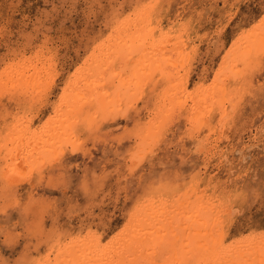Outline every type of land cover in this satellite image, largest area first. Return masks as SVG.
<instances>
[{"label": "rangeland", "instance_id": "1", "mask_svg": "<svg viewBox=\"0 0 264 264\" xmlns=\"http://www.w3.org/2000/svg\"><path fill=\"white\" fill-rule=\"evenodd\" d=\"M88 4L95 6L90 16L84 8V5ZM70 5L72 7H69ZM135 5L149 7L137 10ZM114 6H119L117 11L122 13L115 19L111 15ZM129 12L134 14L129 16ZM261 12H264V9L259 7L258 0H0V22L8 21L16 34L15 46L25 50V56L20 58L7 77L10 84L22 90L20 108L25 111L23 113L21 111V118L15 122V127L6 124L0 118V143L3 142L2 145L0 144V206L14 205L20 201L21 195L17 193H22L23 197L26 196L25 203L31 200L30 210L25 212L23 217V226L18 228L19 239L12 258H20L22 261L35 262V264L42 259L51 261L52 264H55L57 260L61 263L67 256V247L70 251L72 242L85 239L87 227L88 230L94 228L99 236L105 231L104 238H113L121 232V229H125L129 222L132 210L130 193L142 190L145 177L150 178L153 189L151 195H156L155 200L164 201L169 206L170 210L168 206L164 207V209L167 208L168 217L173 218L179 213L183 215L184 224L187 220L184 214L187 216L192 212L195 215L197 210H202L206 217L205 207H210L211 204L214 205L212 209L215 211L211 217L207 216L208 223L217 215V212L221 215L217 216L220 221L227 216L222 230L224 234L226 232L223 238L224 247L233 246V242L237 244L236 242L240 240L245 242L242 237H247L250 232L261 231L262 223H264V201L260 199L261 191L264 189V146L261 144L262 128H264V95L259 91L261 83L258 79L259 73L255 82L247 83L238 78L237 74V70L242 67L239 62L241 54L248 48L259 47L258 40L264 39L259 29L245 33L241 37V33L245 32L242 25L247 21L258 23ZM135 14L138 19L142 16L143 19L151 16L150 21L146 19L141 23L143 26H139L141 35L133 37V26L129 36L125 35L124 31L129 29L130 23L124 19L128 17V20L133 21ZM152 16L158 20L155 17L153 19ZM121 23L127 25L124 30L120 27ZM156 24L159 26L157 27ZM248 27L251 28V24H248ZM113 30L119 33L118 35L114 33L116 35L113 37L116 51L124 49L125 46L132 47L131 51L125 52L126 56L130 55L127 63L123 59L114 62L120 67V64L123 65V79L128 77L124 81L125 86L118 80L115 86L110 82L104 83L100 79L103 72L98 75L90 68L92 64L100 63L99 60L105 57L109 49H112L113 45L111 46L106 39ZM255 34L258 36L256 37ZM141 37H146V43ZM237 37L241 38L237 40ZM233 40H237V47L227 56L222 55V52L233 48ZM183 46L187 47V53L190 52L191 55L186 52L178 53V48ZM49 50H51L50 56ZM143 52L147 54L144 56L145 60L141 62L142 58L139 57L144 55ZM86 72L92 76L85 75ZM131 79L140 85L130 81ZM173 79L175 82L178 81L177 84ZM65 84L68 85L69 91L65 90ZM86 89L90 92L88 96L84 95ZM106 91L112 103H109L108 107L97 105L95 106L97 108H91L92 103L89 102L94 99V96ZM62 92L65 93V103L72 105V102L79 101L81 100L79 98L83 97L84 100L86 99L85 107L91 108L92 126L85 128L77 124L76 127L79 130L75 135L78 139L71 131H67V126L63 128L64 125L58 123L67 116V103L63 112L52 110L54 98L58 99ZM214 115L219 118H215ZM68 116L72 121L73 117ZM85 116L88 117L89 113H85ZM30 119L33 120L32 126ZM28 123L31 127L28 135L29 142L34 141L36 134L42 135L40 133L48 124L51 127L54 126L53 129L56 126L61 129L55 128L57 132L59 131L58 135L60 131V135L62 134V129L66 130L62 135L67 133L65 135L67 140L63 142L64 147L59 148L64 153L50 161V158L54 156L53 153L59 150L56 149V152H53L49 147L44 148L46 140L43 142V139L47 138L44 135L43 138L38 136L41 144L34 142L28 149L27 144L22 142L24 151L29 153L31 151L30 163H23V153L18 154L13 160L14 158L10 156L13 153L9 150L16 144L13 135L18 130L23 131ZM148 131L150 135L146 134ZM70 135H72L71 139H69ZM73 141L76 145L75 151L72 150ZM77 146L80 149H77ZM37 148H39L38 151ZM13 166L15 173L12 171ZM17 169H24L22 170L24 172L25 169L31 171L27 178L18 179L13 175L17 173ZM196 175L198 178L195 177ZM206 175H209V178ZM6 179H10L11 183ZM205 179H208L207 184ZM17 181L18 183H15ZM6 182L9 183V188ZM214 184H216L215 187H212ZM36 197L38 199L33 201ZM249 198L251 202H248ZM157 207L160 208V206ZM233 208L238 211L234 216H229ZM146 210L147 214L148 209ZM36 211L39 213L37 216ZM51 212L57 213L58 223L61 224L60 232L63 235L58 236V240H62L63 242H60L66 245L64 252H61L57 243H55L56 247L47 243V230L52 227L49 215ZM16 216L20 217V213L17 212ZM171 222L168 227L174 225ZM102 223L107 224L104 230L101 227ZM156 230L158 241L161 237L158 234L162 233H159L158 228ZM228 230L229 233H227ZM191 237L193 241L194 237ZM37 238L40 239L38 243ZM120 240L123 238L120 237ZM159 240L164 242L161 238ZM191 240L186 247L188 248L186 250L190 251L174 254V258L185 257L191 260L211 261L206 260V255L204 257L203 254L207 249L212 250L216 240L212 237L206 239L207 241L195 239L191 243ZM153 243H156V240H153ZM177 243L174 247L180 249L178 246L182 242L178 240ZM247 244L249 243L243 245ZM201 245L203 247L200 248Z\"/></svg>", "mask_w": 264, "mask_h": 264}, {"label": "snow or ice", "instance_id": "2", "mask_svg": "<svg viewBox=\"0 0 264 264\" xmlns=\"http://www.w3.org/2000/svg\"><path fill=\"white\" fill-rule=\"evenodd\" d=\"M259 7L264 9V0H258ZM69 7H72L71 5ZM79 7V6H76ZM94 5L88 4L84 5L85 12L90 16ZM142 7H149L147 5H135L137 10ZM119 6H114V10L111 15L115 18L122 13H119L117 9ZM134 13L129 12V16ZM251 24V28L248 27ZM245 32L241 33V37L245 33H250L254 30L259 29L262 37H264V12L259 15L258 23L253 21H247L242 25ZM11 32V35H10ZM15 32L12 31L10 24L7 20L0 22V118L6 124L15 125V122L21 118V108H20V94L21 89L10 84L7 77L10 75L13 67L19 62L21 57L25 56V50L20 49L15 46ZM241 37H237L239 40ZM237 40H233V48L227 49V52H222V55L227 56L232 53L236 47ZM39 52L37 51V55ZM51 55V50H49V56ZM240 67L238 71V78L243 79L246 83L248 81L255 82L257 79V73H259L258 79L261 81L259 84V91L264 95V39L261 40L258 48H249L241 54ZM103 76L101 80L104 83H109L115 85L117 79H123V65L121 64L120 70L116 67L102 68ZM65 90H67L68 85L65 84ZM85 96L90 95V92L86 89ZM86 101L83 97L78 104L73 105L70 111H73L75 115L73 116V124L71 128V133L75 135L78 132L77 124L90 128L92 126V121L90 119V107H85ZM65 93H60L58 99L54 98L52 105V110L56 112H63L65 110ZM85 113H89L86 117ZM73 143V151H75V144ZM261 144L264 146V128H262L261 134ZM30 169H26L24 173V178L30 174ZM19 175V173H16ZM152 193V185L150 178L145 177L142 190L139 192L130 193V201L132 202V211L129 215V224L125 226V229H121L120 233H117L112 239L105 238V241H101L99 238H93L91 248L95 253V259L92 260H74L71 264H264V223H262L261 231L250 232L247 237H242L251 243L247 247L237 248L235 247V242L233 246H225L220 248L228 258L219 259L217 261H204V260H191L185 258L175 259L174 254H182V250L175 249L171 242H160L148 244V251L145 254V244L141 239H138V230L143 229L139 233L140 237L146 236L149 230L152 231L153 240H157L156 233L153 226L149 223L150 217L146 216L145 210L147 208L148 202H151L153 206L166 207L164 201H160L157 204ZM21 195V200L14 205L0 206V264H35V262H25L20 258L13 259L14 249L18 244L19 233L18 228L23 226V216L24 213L30 210L31 200L29 199L27 203L24 202L25 198ZM261 201H264V189L261 191L260 195ZM251 199L249 198V201ZM238 209H231L229 216H234ZM20 213V217L16 216V213ZM50 223L52 227L47 232V243L55 246V243H59L61 252L66 247L65 244L58 240V236L63 235L60 232V225L57 220V213L51 212ZM227 216L224 220L219 221L216 225L217 232H222L225 227ZM139 221V223H136ZM135 223V227L133 224ZM162 235L167 236L168 233L164 232ZM117 237L127 238L129 243L126 244L124 248H118ZM55 242V243H54ZM70 246V245H68ZM127 257V258H124ZM38 264H52L50 261L42 259ZM55 264H60L59 260Z\"/></svg>", "mask_w": 264, "mask_h": 264}, {"label": "bare ground", "instance_id": "3", "mask_svg": "<svg viewBox=\"0 0 264 264\" xmlns=\"http://www.w3.org/2000/svg\"><path fill=\"white\" fill-rule=\"evenodd\" d=\"M157 3V2H156ZM156 5V4H155ZM155 7V6H154ZM160 8V7H159ZM149 9V8H148ZM160 10V9H159ZM162 10V9H161ZM160 10V11H161ZM150 11V10H149ZM156 11H158V10H156ZM143 12V11H142ZM157 13V12H156ZM140 14V13H139ZM141 15V14H140ZM139 15V16H140ZM145 15H146V13H145ZM147 16V15H146ZM149 17H151V16H148L147 18H144L143 19V16L140 18L139 17V19H138V16H136V14H135V18H134V20L133 21H130V20H128V17L127 18H125L124 20L128 23H130V25H128V27H129V29L127 28V30H126V32L124 31V34L125 35H128L129 34V31L131 30V27L133 26V29H134V32L132 33V35H133V37H136V36H139V35H141L142 33H141V31L139 30V29H141V27H139L140 25H142L143 26V24H141V23H143V21H145L146 19H148V21H150L149 20ZM153 17V19H154V17L155 16H152ZM116 18V17H115ZM114 18V19H115ZM156 18V17H155ZM157 19V18H156ZM119 20V19H118ZM158 20V19H157ZM120 21V20H119ZM151 21H152V18H151ZM160 22V21H159ZM158 22V23H159ZM151 23V22H150ZM155 23V22H154ZM157 23V22H156ZM151 24H153V23H151ZM121 26L120 27H122V29L124 30L125 28L124 27H126L127 25H126V23H121L120 24ZM156 26H157V24H156ZM159 26V25H158ZM157 26V27H158ZM146 27V26H145ZM154 27H155V25H154ZM143 28V27H142ZM149 28V27H148ZM147 28V29H148ZM115 29V28H114ZM146 29V30H147ZM159 29V28H158ZM180 29V28H179ZM183 29V28H182ZM144 30V29H143ZM150 30V29H149ZM161 30V29H160ZM132 31V30H131ZM159 31V30H158ZM164 31V30H163ZM162 31V32H163ZM175 31V30H174ZM174 31H172V32H174ZM113 33H109L108 34V38L106 39L108 42H109V44H111V46L113 45H115L114 44V40H113V37L118 33L117 32V30H116V32L113 30L112 31ZM123 32V31H122ZM171 32V33H172ZM114 33H116L115 35H114ZM151 33V32H150ZM170 33V32H169ZM188 33V32H187ZM119 34V33H118ZM117 34V35H118ZM123 34V35H124ZM149 34V33H148ZM174 34V33H173ZM181 34V33H180ZM249 35V34H248ZM256 35V34H255ZM129 36V35H128ZM143 36V35H142ZM179 36V35H178ZM177 36V37H178ZM258 35H256V37H257ZM125 37V36H124ZM123 37V38H124ZM151 37V36H150ZM157 37V36H156ZM129 37H127V39H128ZM142 38V37H141ZM146 38V37H145ZM145 38H142L143 39V42H145L146 43V41H145ZM166 38V37H165ZM125 39H126V37H125ZM149 39V38H148ZM169 40V38L167 37L166 38V40ZM262 39V38H261ZM128 40H130V39H128ZM127 40V43L129 42ZM151 40V39H150ZM150 40H148V41H150ZM184 40V39H183ZM188 40V39H187ZM186 40V41H187ZM132 41V40H131ZM156 41V40H155ZM161 41V40H160ZM160 41H158V42H160ZM165 41V40H164ZM178 41V40H177ZM259 42H261L260 40H258ZM116 42V41H115ZM121 42V41H120ZM123 42V41H122ZM133 42V41H132ZM143 42L141 43V44H143ZM191 42V41H190ZM119 43V42H118ZM136 43V42H135ZM152 43V42H151ZM171 43V42H170ZM184 43V42H183ZM241 43V42H240ZM244 43V42H243ZM106 44V43H105ZM109 44H106V45H109ZM121 44V43H120ZM128 44H130V42L128 43ZM157 44V43H156ZM165 44V43H164ZM169 44V43H168ZM102 45V44H101ZM123 45V44H122ZM125 45V44H124ZM155 45V44H154ZM160 45H162V44H160ZM174 45V44H173ZM186 45H188V44H186ZM247 45V44H246ZM104 46V45H103ZM113 46L111 47L112 49L110 50H108L107 52H106V55H105V57H103L102 59H100L99 60V62L100 63H96V64H92V66H90V68L92 69V70H94L95 72H97L96 74H98L99 75V73L100 72H102L101 71V69L102 68H111V67H116L117 68V70H120V66L119 65H117V64H114V62H118V61H120L121 59H123V61L125 62V63H127L128 62V60H129V56L130 55H125L126 53L125 52H129V51H131V48L132 47H127V46H125V48L124 49H121V50H119V51H116V49H115V46H114V48H113ZM150 46V45H149ZM153 46V45H152ZM166 46V45H165ZM178 46V45H177ZM120 47V46H119ZM118 47V48H119ZM160 47V46H159ZM237 47V46H236ZM248 47V46H247ZM97 48V47H96ZM105 48V47H104ZM104 48H102V49H104ZM151 48V47H150ZM190 48V47H189ZM258 48V47H257ZM135 49V48H134ZM164 49V48H163ZM163 49L161 50V51H163ZM168 49V48H167ZM179 50H178V53H181V54H183L182 52H186L187 53V47H180V48H178ZM249 49V48H248ZM247 49V50H248ZM148 50V49H147ZM153 50V49H152ZM158 50V49H157ZM240 50V49H239ZM103 51V50H102ZM174 51H175V49H174ZM158 52H159V50H158ZM171 52V51H170ZM142 53V52H141ZM144 53V52H143ZM172 53V52H171ZM146 52L144 53V55H141L142 57H139V58H142V59H140V61L142 62V61H144L145 60V58H144V56H146ZM175 54V53H174ZM185 54V53H184ZM187 54H189V55H191V53L189 52V53H187ZM186 54V55H187ZM139 56V55H138ZM149 56H150V54H149ZM154 56H156L155 54H154ZM159 56H160V54H159ZM240 56V55H239ZM238 56V57H239ZM88 57H90V56H88ZM92 57V56H91ZM136 57V56H135ZM148 57V56H147ZM185 57H188V56H185ZM241 57V56H240ZM155 58V57H154ZM181 58V57H180ZM84 59V58H83ZM90 59V58H89ZM93 59H95V58H93ZM107 59V60H106ZM97 60V59H96ZM147 60V59H146ZM150 60V59H149ZM155 60H156V58H155ZM180 60V59H179ZM82 61H84V60H82ZM91 61V60H90ZM185 61H187V60H185ZM232 61V60H231ZM148 62V61H147ZM159 62V61H158ZM171 62V61H170ZM169 62V64L171 65V63ZM240 62V61H239ZM112 63V64H111ZM182 63V62H181ZM84 64V63H83ZM148 64V63H147ZM228 64V63H227ZM234 64H236L235 62H234ZM90 65V64H89ZM121 65V64H120ZM138 65V64H137ZM145 66H146V64H144ZM149 66H150V63H149ZM152 66V65H151ZM225 66V65H224ZM227 66V65H226ZM225 66V67H226ZM137 67V66H136ZM158 67V66H157ZM184 67V66H183ZM229 67H230V65H229ZM144 68V67H143ZM142 68V69H143ZM151 68V67H150ZM237 68V67H236ZM128 69V68H127ZM136 69V68H135ZM135 69H133V71L135 70ZM138 69V68H137ZM140 69V68H139ZM235 69V68H234ZM84 70V69H83ZM90 70V69H89ZM130 70H131V68H130ZM146 70V69H145ZM233 70V69H232ZM142 71H144V70H142ZM178 71V70H177ZM227 71V70H226ZM76 72V71H75ZM88 72V71H87ZM86 72V73H87ZM132 72V71H131ZM130 72V73H131ZM136 72V71H135ZM149 72V71H148ZM148 72H146V73H148ZM83 73V72H82ZM92 73V72H91ZM127 73V72H126ZM138 73V72H137ZM144 73V72H143ZM146 73L144 74V75H146ZM158 73V72H157ZM79 74V73H78ZM93 74H95V73H93ZM123 74H124V72H123ZM133 74V73H132ZM139 74H140V71H139ZM226 74V73H225ZM238 74V73H237ZM85 75H89V73H87V74H85ZM134 75V74H133ZM150 75V74H149ZM177 75V74H176ZM223 75V74H222ZM74 76V75H73ZM77 76H79V75H77ZM89 76H92V75H89ZM130 76V75H129ZM135 76V75H134ZM133 76V77H134ZM138 76V75H137ZM140 76V75H139ZM158 76H160V75H158ZM32 77H34V76H32ZM102 77V76H101ZM151 77V76H150ZM173 77H174V75H173ZM125 79H117L118 81H119V83H121L123 86H125L126 84H125V80H127L128 79V77H124ZM130 78H132L131 76H130ZM129 78V79H130ZM156 78V77H155ZM216 78V77H215ZM220 78V77H219ZM92 79V78H91ZM101 79V78H100ZM133 79V78H132ZM132 79L130 80V81H132ZM141 79V78H140ZM139 79V80H140ZM223 79V78H222ZM80 80L82 81V82H84L81 78H80ZM85 80V79H84ZM138 80V79H137ZM144 80H145V78H144ZM224 80V79H223ZM36 81H37V79H36ZM77 81V80H76ZM92 81H94V80H92ZM91 81V82H92ZM96 81H97V79H96ZM120 81H122V82H120ZM130 81H128L129 82V84H130ZM156 81V80H155ZM173 81H174V79H173ZM182 81V80H181ZM184 81H185V79H184ZM127 82V83H128ZM132 82H135V81H132ZM139 82V81H138ZM142 82V81H141ZM175 82V81H174ZM176 82H178V81H176ZM175 82V84H177ZM215 82V81H214ZM224 82V81H223ZM111 83V82H110ZM225 83V82H224ZM236 83V82H235ZM86 84V83H85ZM99 84H100V81H99ZM129 84H127V85H129ZM135 84H138L137 82H135ZM148 84H149V82H148ZM181 85H182V83H180ZM184 84V83H183ZM31 85V84H30ZM72 85V84H71ZM93 85H95V84H93ZM96 85H98V84H96ZM138 85H140V83L138 84ZM143 85V84H142ZM227 85H228V83H227ZM78 86V85H77ZM85 86V85H84ZM99 86V85H98ZM100 86H102V84L100 85ZM106 86V85H105ZM115 86V85H114ZM113 86V87H114ZM176 86H178V85H176ZM220 86V85H219ZM28 87V86H27ZM30 87V86H29ZM104 87V86H103ZM138 87V86H137ZM145 87V86H144ZM170 87V86H169ZM172 87V86H171ZM174 87V86H173ZM180 87H182V86H180ZM183 87H185V85L183 86ZM199 87V86H198ZM224 87H226V86H224ZM234 87V86H233ZM237 87V86H236ZM241 87V86H240ZM71 88V87H70ZM78 88V87H77ZM79 88H81V87H79ZM78 88V89H79ZM99 88V87H98ZM125 88V87H124ZM148 88V87H147ZM24 89V88H23ZM38 89V88H37ZM72 89V88H71ZM75 89V88H74ZM89 89V88H88ZM105 89V88H104ZM103 89V90H104ZM106 89H107V87H106ZM113 89V88H112ZM176 89V88H175ZM181 90H182V88H180ZM184 89V88H183ZM222 89V88H221ZM27 90V89H26ZM26 90H24V91H26ZM29 90V89H28ZM27 90V91H28ZM35 90V89H34ZM73 90V89H72ZM96 90V89H95ZM141 90V89H140ZM148 90V89H147ZM22 91V90H21ZM31 91V90H30ZM67 91H69V89L67 90ZM66 91V92H67ZM74 91H76V90H74ZM146 91V90H145ZM236 91V90H235ZM33 92V91H32ZM65 92V91H64ZM84 92V91H83ZM131 92V91H130ZM129 92V93H130ZM140 92V91H139ZM174 92V91H173ZM29 93H31V92H29ZM92 93L94 94V92L92 91ZM229 93V92H228ZM227 93V94H228ZM231 93V92H230ZM229 93V94H230ZM69 94V93H68ZM111 94V93H110ZM210 94H212L211 92H210ZM224 94H226V93H224ZM228 94V95H229ZM235 94V93H234ZM77 95H79V94H77ZM116 95V94H115ZM141 95V94H140ZM67 96V95H66ZM206 96V95H205ZM234 96V95H233ZM28 97V96H27ZM81 97V96H80ZM119 97V96H118ZM224 97H225V95H224ZM20 98H22V97H20ZM29 98V97H28ZM66 98V97H65ZM89 98H90V96H89ZM117 97H115V99H116ZM148 98V97H147ZM206 98V97H205ZM212 98V97H211ZM77 99V98H76ZM79 99H81V98H79ZM110 96H109V93L106 91V92H104V93H102L101 95H100V93H98V94H96L95 96H94V99L93 100H91V102H89V103H92L91 105V108H97V107H95V106H97V105H99L100 107H102V106H106V107H108L107 105L109 104V103H112V101H110ZM207 99H209V98H207ZM229 99V98H228ZM235 99H237V98H235ZM27 100V99H26ZM86 100V99H85ZM201 100V99H200ZM230 100V99H229ZM66 101V100H65ZM72 101V100H71ZM162 101V100H161ZM210 101V100H209ZM227 101V100H226ZM24 102V101H23ZM69 102H70V100H69ZM80 102V100L78 101V100H75V102H72L71 104L72 105H69V103H67V107L66 108H68V110H67V116H65V118L63 117L62 118V120H60V122H58V123H61L62 125H64L63 126V128L64 127H66L67 126V131H71V128H72V124H73V120L71 121V117H69L68 115H71L72 117L75 115V113L73 112V111H70V109H72L73 108V105H75V104H78ZM170 102V101H169ZM172 102V101H171ZM65 103V104H66ZM249 103V102H248ZM23 104V103H22ZM129 104V103H128ZM152 104V103H151ZM169 104V103H168ZM211 104V103H210ZM155 105V104H154ZM200 105V104H199ZM208 105V104H207ZM206 105V106H207ZM212 105V104H211ZM224 105V104H223ZM236 105V104H235ZM98 106V107H99ZM156 106V105H155ZM227 106V105H226ZM247 106V105H246ZM117 107V106H116ZM154 108V107H153ZM126 109V108H125ZM198 109V108H197ZM213 109V108H212ZM232 109H234V108H232ZM231 109V110H232ZM33 110V109H32ZM199 110V109H198ZM22 111V110H21ZM23 111H25V110H23ZM23 111H22V113H23ZM93 111V110H92ZM140 111V110H139ZM200 111V110H199ZM220 111V110H219ZM70 114H69V113ZM233 112V111H232ZM237 112V111H236ZM25 113H27V112H25ZM32 113V112H31ZM31 113H29V115L31 114ZM94 113H96L97 114V112H94ZM141 113V112H140ZM195 113V112H194ZM197 113V112H196ZM226 113V112H225ZM62 114V113H61ZM207 114V113H206ZM224 114V113H223ZM234 114H238V113H234ZM24 115V114H23ZM31 115H33V113L31 114ZM209 115V114H208ZM217 115V114H216ZM216 115H214L215 116V118H219L218 116H216ZM232 115H233V113H232ZM59 116H60V114H59ZM96 116V115H95ZM182 116V115H181ZM193 116V115H192ZM214 116H213V119H214ZM36 117V116H35ZM93 117V116H92ZM206 117V116H205ZM194 118V117H193ZM236 118V117H235ZM191 119V118H190ZM207 119V117L205 118V120ZM212 119V120H213ZM227 119V118H226ZM192 120V119H191ZM205 120H203L204 122H205ZM215 120V119H214ZM225 120V119H224ZM30 121H31V126H32V121L33 120H31L30 119ZM50 121V120H49ZM158 120H156V122H157ZM216 121V120H215ZM43 122V121H42ZM152 122V121H151ZM150 122V123H151ZM227 122V121H226ZM233 122H235V121H233ZM22 123V122H21ZM20 123V124H21ZM51 123V122H50ZM57 123V122H56ZM55 123V125H58V124H56ZM201 123V122H200ZM17 124V123H16ZM24 124V123H23ZM227 124V123H226ZM235 124V123H234ZM234 124H233V126H234ZM9 125V124H8ZM34 125V124H33ZM36 125V124H35ZM196 125V124H195ZM204 125V124H203ZM212 125H214V124H212ZM218 125V124H217ZM40 126V125H39ZM14 127H15V125H14ZM36 127V126H35ZM54 127V126H53ZM53 127H51L49 124L46 126V128H45V130L44 131H42L40 134H42V135H37L36 134V136H34V141L33 142H29V137H28V135H29V132H31V131H29V130H31V127L29 126V123H28V125L27 126H24V128H23V131H16V133L13 135V139H14V142L16 143L15 144V147L13 148V149H9L13 154H10V156H12L11 158H14L13 160H15L16 159V157L18 156V154H21L22 155V153H23V158H24V161H23V163L24 162H28V163H30V161H29V159L31 158L30 156H31V151H30V153L29 152H25L24 151V149H25V147L24 146H22L21 144H22V142H23V144H27V146H26V148L28 149L30 146H31V144L32 143H34V142H36L37 144L39 143V138H38V136L40 137V138H43L44 137V135H45V137H47V138H44L43 139V142H45V140H46V142L44 143V148L45 147H49L50 148V150L51 151H53V152H56V149H58L59 150V148H61V146H63L64 147V144H63V142L65 143V141L67 140V137H65V135L67 134V133H65L64 134V136L62 135L63 134V132H66V130H64V129H62V134L60 135V133H61V131H60V133H59V135H58V132L55 130V128H57L58 126H56L54 129H53ZM9 128V127H8ZM11 128V127H10ZM59 128V127H58ZM150 128V127H149ZM227 128V127H226ZM14 129H16V128H14ZM37 129V128H36ZM60 129V128H59ZM205 129V128H204ZM34 130V129H33ZM61 130V129H60ZM149 130V129H148ZM152 130V129H151ZM211 130V129H210ZM223 130V129H222ZM25 131V132H24ZM23 132V133H22ZM37 132V131H36ZM149 132L150 131H148V133H146V134H149ZM193 132V131H192ZM38 133V132H37ZM164 133V132H163ZM223 133V132H222ZM7 134H8V132H7ZM70 134V133H69ZM214 134V133H213ZM139 135V134H138ZM150 135V134H149ZM211 135V134H210ZM72 135H70L69 136V139H71L72 137H71ZM76 136V135H75ZM172 136V135H171ZM77 137V136H76ZM147 137V136H146ZM164 137V136H163ZM169 137V136H168ZM216 137V136H215ZM220 137H222V136H220ZM37 140H36V139ZM2 139V138H1ZM32 139V140H33ZM77 139H78V137H77ZM148 139V138H147ZM8 140V139H7ZM60 140H62V141H60ZM8 141H10V140H8ZM13 141V140H12ZM18 141V142H17ZM42 141V140H41ZM208 141V140H207ZM76 142V141H75ZM217 142V141H216ZM3 143V142H2ZM2 143H0L1 145H2ZM59 143H61L60 145H59ZM124 143V142H123ZM122 143V144H123ZM128 143V142H127ZM39 144H41V143H39ZM0 145V146H1ZM21 145V146H20ZM67 145V144H66ZM73 145V144H72ZM40 146V145H39ZM43 146V145H42ZM80 146V145H79ZM165 146V145H164ZM66 147V146H65ZM43 148V147H42ZM75 148H76V145H75ZM3 149V148H2ZM77 149H80V147H78L77 146ZM82 149V148H81ZM214 149V148H213ZM39 150V148H37V151ZM148 150V149H147ZM24 151V152H23ZM33 151V150H32ZM65 151V150H64ZM162 151V150H161ZM4 152V151H3ZM16 152V153H15ZM50 152V151H49ZM130 152V151H129ZM168 152V151H167ZM64 152H63V150H59L58 152H56L55 154L53 153V157L52 158H50V161L52 160V159H57L58 158V156L59 155H62ZM35 154V153H34ZM33 154V155H34ZM41 154V153H40ZM39 154V155H40ZM42 155V154H41ZM40 155V156H41ZM127 156V155H126ZM36 157V156H35ZM34 157V158H35ZM10 158V157H9ZM42 158V157H41ZM19 159V158H18ZM40 159V158H39ZM66 159V158H65ZM183 159V158H182ZM127 160V159H126ZM9 161V160H8ZM35 161H36V159H35ZM49 161V162H50ZM19 162V161H18ZM121 162V161H120ZM119 162V163H120ZM3 163V162H2ZM35 163H37V161L35 162ZM184 163V162H183ZM12 164H13V162H12ZM125 164V163H124ZM263 164V163H262ZM1 165V164H0ZM10 164H8V166H9ZM16 165H17V163H16ZM19 165V164H18ZM163 165V164H162ZM174 165V164H173ZM21 166H23V165H21ZM127 166V165H126ZM20 167V166H19ZM9 168V167H8ZM129 168V167H128ZM198 168H199V166H198ZM3 170V169H2ZM18 170V169H17ZM22 170H24V169H22ZM21 169L20 170H18L17 171V173H19V176L18 175H16V174H13L15 177H17L18 179H20L21 177L23 178L24 177V171H22ZM26 170V169H25ZM200 169H198V171H199ZM4 171H6V170H4ZM12 171H13V173H15L16 172V170L14 171V166H13V169H12ZM177 171V170H176ZM179 171V170H178ZM192 171H193V169H192ZM191 171V172H192ZM196 171V170H195ZM103 173V172H102ZM206 173V172H205ZM10 174V173H9ZM199 174V173H198ZM12 175V174H11ZM21 175V176H20ZM51 175V174H50ZM148 175V174H147ZM168 175V174H167ZM195 175V174H194ZM239 176V175H238ZM6 177H7V175H6ZM11 177V176H10ZM195 177H197V175L195 176ZM195 177H193V179H195ZM206 177H208L209 178V175L207 176L206 175ZM217 177V176H216ZM215 177V178H216ZM116 178V177H115ZM160 178V177H159ZM198 178V177H197ZM202 178V177H201ZM16 179V178H15ZM15 179H12L13 181L15 180ZM203 179V178H202ZM6 180H8L9 182H10V179H6ZM11 180V181H12ZM205 180H207L205 183L207 184V182H208V179H205ZM216 180V179H215ZM2 181H5V180H3L2 179ZM31 181H32V177H31ZM212 181H214V179L212 180ZM22 182V181H21ZM30 182V181H29ZM194 182H195V180H194ZM204 181H202V183H203ZM242 182V181H241ZM2 183V182H1ZM11 183V182H10ZM15 183H18V181L17 182H15ZM23 183H24V181H23ZM22 183V184H23ZM125 183V182H124ZM201 183V184H202ZM211 183V182H210ZM214 183H215V181H214ZM25 184V183H24ZM204 184V183H203ZM6 185H8L7 186V188H9V183L7 184V182H6ZM18 185V184H17ZM20 185V184H19ZM26 185H27V183H26ZM32 185V184H31ZM197 185V184H196ZM213 185V184H212ZM215 185L216 184H214V186H212V187H215ZM225 185V184H224ZM108 186V185H107ZM203 186V185H202ZM204 186H206V185H204ZM13 187V186H12ZM11 187V188H12ZM172 187V186H171ZM196 187V186H195ZM195 187H192V188H194L195 190H196V188ZM220 187V186H219ZM15 188L17 189V187H16V185H15ZM15 188H13V189H15ZM162 188V187H161ZM169 188V187H168ZM191 188V189H192ZM250 188V187H249ZM13 189H12V191H13ZM155 189V188H154ZM197 189H199V188H197ZM203 190H204V188H202ZM25 190V189H24ZM38 190V189H37ZM153 190V189H152ZM181 190V189H180ZM210 190H211V188H210ZM11 191V192H12ZM127 191V190H126ZM193 191V190H192ZM191 191V192H192ZM199 191V190H198ZM222 191V190H221ZM225 191V190H224ZM2 192V191H1ZM52 192V191H51ZM66 192V191H65ZM131 192V191H130ZM209 192V191H208ZM15 193H17V192H15ZM34 193V192H33ZM128 193V192H127ZM156 193V192H155ZM160 193H161V191H160ZM180 193V192H179ZM182 193V192H181ZM198 193V192H197ZM196 193V194H197ZM222 194H223V192H221ZM18 194V193H17ZM157 194H159V192H157ZM164 194V193H163ZM184 194V193H183ZM192 194V193H191ZM200 194V193H199ZM207 194V193H206ZM205 194V195H206ZM217 195H218V193H216ZM226 193H224V195H225ZM16 195V194H15ZM28 195V194H27ZM63 195H64V193H63ZM62 195V196H63ZM89 195V194H88ZM203 195V194H202ZM208 195V194H207ZM213 195V194H212ZM215 195V194H214ZM223 195V196H224ZM23 196V195H22ZM154 196V195H153ZM156 196V195H155ZM154 196V197H155ZM161 197L163 196V195H160ZM160 196H159V198H160ZM172 196V195H171ZM177 196V195H176ZM199 196V195H198ZM210 196V195H209ZM220 196H222V195H220ZM3 197V196H2ZM24 197H26V196H24ZM32 197V196H31ZM66 197V196H65ZM180 197V196H179ZM183 197V196H182ZM30 198V197H29ZM98 198V197H97ZM102 198V197H101ZM174 198V197H173ZM197 198V197H196ZM222 198V197H221ZM226 198V197H225ZM15 199H16V197H15ZM28 199V198H27ZM33 199V198H32ZM36 199H38L37 197L35 198V199H33V201L34 200H36ZM62 199V198H61ZM184 199V198H183ZM203 199V198H202ZM202 199H201V201H202ZM207 199V198H206ZM205 199V200H206ZM21 200V199H20ZM172 200V199H171ZM225 200V199H224ZM223 200V201H224ZM190 201H192L191 199H190ZM204 201V200H203ZM216 201H217V198H216ZM221 201V200H220ZM246 201V200H245ZM158 203H159V201H157ZM207 202V201H206ZM225 202V201H224ZM14 203V202H13ZM33 203V202H32ZM37 203V202H36ZM201 203V202H200ZM209 203H211V202H209ZM170 204V203H169ZM176 204V203H175ZM202 204V203H201ZM34 205H36L35 203H34ZM70 205V204H69ZM197 205V204H196ZM203 205H205V204H203ZM36 206H38V207H40L39 205H36ZM168 206V205H167ZM181 206H183V205H181ZM198 206H200V204L198 205ZM73 207V206H72ZM176 207V206H175ZM203 207V206H202ZM211 207V208H210ZM210 207L209 206H206L205 208H206V213H207V216L208 215H210V217L212 216V214L214 213V211L215 210H213L212 208L214 207V205L212 206V204L210 205ZM201 208V207H200ZM221 208V207H220ZM38 209V208H37ZM36 209V210H37ZM43 209V208H42ZM146 209H148V212H147V214H146V216H148V217H151V219H150V221H149V223L153 226V229H154V231L158 228L159 229V233H164V232H166L167 231V233H168V235L167 236H165L164 237V235H162V234H158L159 236H161L160 238L161 239H163V241L165 242V239H166V242H171V243H173V245L174 246H176L178 243H177V241L178 240H180L182 243H180L179 244V246L178 247H180V250H182V251H184L185 253H187L188 251H190V250H186V249H188V248H186L187 246H188V243H189V241L191 240L190 239V237L191 238H195V239H200V240H205V241H207L206 239H211V237H212V239L213 240H216V242H215V245H214V247H212V250L210 251V249H205L206 251L204 252L205 254H203V256L205 257V255H206V260L207 259H209V260H211V261H217V260H219V259H226V258H228L222 251H220L219 249L220 248H223L224 246V236H225V234H226V232H225V234L223 233V231L222 232H220V233H218L217 232V229H216V225H217V223L220 221L219 219H218V217H220L221 215H220V213H218L217 211V215H215L214 216V218L212 219V221L211 222H209L208 223V221L206 220L207 219V216L205 217L204 216V211H202V210H197V214L195 213V215L194 214H192V212H191V214L190 213H188V214H190V215H185L184 214V216L185 217H187V218H185V219H187L186 220V222L183 224V221H182V218H183V215H181V214H179V213H177V215L176 216H174V215H172V216H174L173 218H171V217H168V212L166 211V209L167 208H165L164 209V207H160V208H158L157 206H153V204L152 203H148L147 204V208ZM150 209V210H149ZM168 209H169V206H168ZM174 209H176V208H174ZM178 209V208H177ZM179 209H181V208H179ZM185 209V208H184ZM198 209V208H197ZM216 209H218L219 210V208H217L216 207ZM170 210V209H169ZM172 210V209H171ZM186 210H187V208H186ZM185 210V211H186ZM42 211V210H41ZM44 211V210H43ZM132 211V210H131ZM147 211V210H146ZM184 211V212H185ZM193 211V210H192ZM173 213L175 212V211H172ZM37 213H38V211H36V216H37ZM176 213V212H175ZM29 214V213H28ZM39 214V213H38ZM186 214H187V212H186ZM24 215H25V213H24ZM206 215V214H205ZM244 215V214H243ZM41 216V215H40ZM218 216V217H217ZM24 217V216H23ZM31 217V216H30ZM42 217V216H41ZM41 217H40V219H41ZM35 218V217H34ZM34 218H30V219H33V220H35ZM204 218H205V221H204ZM217 219H218V221H217ZM43 220V219H42ZM103 220V219H102ZM27 221H29V219H27ZM39 221V220H38ZM106 221H108V220H106ZM106 221H104L105 223H106ZM171 221H176V222H171ZM173 223L174 225L173 226H170V227H168L169 226V223ZM32 223V222H31ZM42 223V222H41ZM82 223V222H81ZM105 223H102L101 224V227H102V229L103 228H105V227H107L106 225H105ZM125 223H127V221L125 222ZM136 223H139V221H137ZM39 224V223H38ZM44 224V223H43ZM42 224V225H43ZM127 224H129V222L127 223ZM61 225V224H60ZM86 225V224H85ZM84 225V226H85ZM100 225V224H99ZM158 226V227H155V226ZM41 226V225H40ZM42 227H44V225L42 226ZM50 227V226H49ZM63 227V226H62ZM133 227H135V223L133 224ZM37 228V227H36ZM83 228V227H82ZM81 228V229H82ZM122 228H123V226H122ZM80 229V230H81ZM87 229V231L85 232V229L83 230L84 232H85V239L84 240H80V241H78V240H76V241H74V242H72L71 243V248L69 249L70 251H68V247H67V256H66V258H64L63 259V261L60 263V264H71V262L72 261H74V260H80V261H84V260H92V259H95V253L93 252V250H92V248H91V244H92V241H93V238H99L101 241H105V238H104V232L105 231H103L101 234H100V236L99 235H97L96 233L98 232H96L95 231V229L93 228H91V229H89L88 230V227L86 228ZM104 230V229H103ZM48 231V230H47ZM74 231V230H73ZM143 231V229H139L138 230V239H141L142 240V242L145 244V254L147 253V251H148V248H147V245L148 244H152L153 243V237H152V231L151 230H149L148 232H147V234H146V236H144V237H140L139 236V233L140 232H142ZM157 231V230H156ZM259 231V230H258ZM33 232V231H32ZM39 232V231H38ZM43 232V231H42ZM46 233V232H45ZM106 233V232H105ZM157 233V232H156ZM185 233H187V234H185ZM227 233H229V230H228V232ZM74 234V233H73ZM233 235V234H232ZM29 236H31V235H29ZM37 236V235H36ZM156 236H157V234H156ZM180 236H181V238H180ZM228 236V235H227ZM38 237V236H37ZM65 237V236H64ZM72 237V236H71ZM109 237V236H108ZM197 237V238H196ZM35 238V237H34ZM39 238H41L40 236H39ZM66 238V237H65ZM157 238V237H156ZM159 238V239H160ZM193 238V241L195 240ZM62 239V238H61ZM110 239H112L111 237H110ZM109 239V240H110ZM158 239V241H160ZM36 240V239H35ZM40 240V239H39ZM39 240H38V238H37V243L39 242ZM65 240V239H64ZM183 240V241H182ZM60 241H62V240H60ZM192 240H191V243L193 242ZM196 241H198V240H196ZM46 242V241H45ZM63 242V241H62ZM156 242H157V240H156ZM160 242H162V241H160ZM203 242V241H202ZM20 243V242H19ZM42 243V242H41ZM55 243V242H54ZM117 243H118V248H124L125 246H126V244L127 243H129V241L127 240V238H123V240H120V237H117ZM204 243V242H203ZM210 243H212V242H210ZM237 244H235L236 246H237V248L239 247V248H243V247H247L249 244H250V241H248V240H246L245 239V242H243V241H237L236 242ZM244 243H249V244H247L246 246H244L243 244ZM44 244V243H43ZM204 244H206V243H204ZM26 245H27V243H26ZM29 245V244H28ZM39 245V244H38ZM59 245V243H57V246ZM212 245V244H211ZM234 245V246H235ZM23 246V245H22ZM36 246V245H35ZM45 246V245H44ZM197 246V245H196ZM206 246V245H205ZM26 247V246H25ZM42 247V246H41ZM56 247V246H55ZM198 247V246H197ZM197 247H196V249H197ZM200 248L201 247H203V245H201V246H199ZM30 248V247H29ZM190 248V247H189ZM192 248V247H191ZM24 249H26V248H24ZM41 249V248H40ZM50 249H52V248H50ZM54 249H56V248H54ZM193 249V248H192ZM31 250V249H30ZM35 250V249H34ZM39 250V249H38ZM42 250V249H41ZM209 250V251H208ZM49 251V250H48ZM199 251V250H198ZM53 252H54V250H53ZM53 252H51V253H53ZM64 252V251H63ZM36 253V252H35ZM46 253H47V251H46ZM45 253V254H46ZM55 253V252H54ZM20 254V253H19ZM43 254V253H42ZM49 254V253H48ZM58 254V253H57ZM60 254V253H59ZM23 255V254H22ZM21 255V256H22ZM25 255V254H24ZM23 255V256H24ZM56 255V254H55ZM62 255V254H61ZM61 255H60V257H61ZM28 256H30V255H28ZM48 256V255H47ZM63 256V255H62ZM179 256H181V255H179ZM225 256H226V258H225ZM188 257H189V255H188ZM38 258V257H37ZM47 258H49V257H47ZM53 258H54V254H53ZM52 258V259H53ZM124 258H127V257H124ZM173 258H174V256H173ZM177 258V257H176ZM181 258V257H180ZM185 258V257H184ZM25 259V258H24ZM55 259V258H54ZM53 259V260H54ZM58 259V258H57ZM26 260V259H25ZM64 260H67V261H64ZM200 260V259H199ZM24 261V260H23ZM27 261V260H26ZM29 261V260H28ZM60 261V260H59ZM51 262V261H50ZM53 263V262H52Z\"/></svg>", "mask_w": 264, "mask_h": 264}, {"label": "crops", "instance_id": "4", "mask_svg": "<svg viewBox=\"0 0 264 264\" xmlns=\"http://www.w3.org/2000/svg\"><path fill=\"white\" fill-rule=\"evenodd\" d=\"M123 111H127V110H123ZM122 122H124V121H122Z\"/></svg>", "mask_w": 264, "mask_h": 264}]
</instances>
